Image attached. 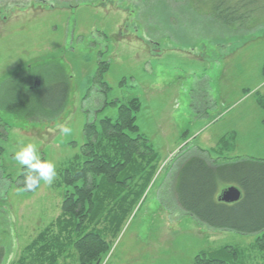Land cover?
Listing matches in <instances>:
<instances>
[{"label": "rangeland", "instance_id": "obj_1", "mask_svg": "<svg viewBox=\"0 0 264 264\" xmlns=\"http://www.w3.org/2000/svg\"><path fill=\"white\" fill-rule=\"evenodd\" d=\"M251 1L239 27L240 19L228 26L215 17L209 0H0L2 264L46 263L34 243L62 214L61 171L83 158L86 125L117 119L133 98L158 171L97 264H193L228 246L237 264H264L259 234L211 229L181 210L175 192L179 166L203 152L216 158L219 142L229 161H264V0ZM61 85L66 102L47 115L40 102ZM27 142L58 173L36 191H25L14 160ZM56 264L80 263L70 249Z\"/></svg>", "mask_w": 264, "mask_h": 264}, {"label": "trees", "instance_id": "obj_2", "mask_svg": "<svg viewBox=\"0 0 264 264\" xmlns=\"http://www.w3.org/2000/svg\"><path fill=\"white\" fill-rule=\"evenodd\" d=\"M209 3H212L213 15L225 25L233 26L237 18L241 22L239 27H246L243 20L252 12L248 8L251 0H209ZM103 74L100 70L96 80ZM66 99L67 88L61 85L52 89L48 101L44 99L40 106L47 115L56 114ZM140 109V99L133 98L119 106L117 119L103 118L98 124L86 125L83 158L76 157L63 168L55 185L65 196L62 214L34 243L41 244L40 258H46L45 264H56L70 249L76 251L80 264L101 261L110 249L107 236L118 234L128 206L141 199L157 174L159 155L139 133ZM217 147L216 158L203 152L204 155L193 156L177 169L178 206L211 229L241 235L259 234L264 239V161H229L227 142H219ZM128 183H133L136 190L128 191ZM221 185L237 187L241 199L233 204L221 202L218 199ZM54 228L58 231L54 232ZM261 241L262 246L264 240ZM228 248L203 251L193 264H237V256ZM3 258V249H0V264Z\"/></svg>", "mask_w": 264, "mask_h": 264}, {"label": "clouds", "instance_id": "obj_3", "mask_svg": "<svg viewBox=\"0 0 264 264\" xmlns=\"http://www.w3.org/2000/svg\"><path fill=\"white\" fill-rule=\"evenodd\" d=\"M60 132L62 135H70L73 131L71 126L60 125ZM14 160L24 167V188L25 191H36L41 182L51 185L57 177V168L55 163L50 160L41 158L39 148L35 143L27 142L15 151ZM14 258L9 256V262Z\"/></svg>", "mask_w": 264, "mask_h": 264}, {"label": "water", "instance_id": "obj_4", "mask_svg": "<svg viewBox=\"0 0 264 264\" xmlns=\"http://www.w3.org/2000/svg\"><path fill=\"white\" fill-rule=\"evenodd\" d=\"M240 199H241V191L235 186H231V187L225 189L219 197V200L221 202H224L227 204L236 203Z\"/></svg>", "mask_w": 264, "mask_h": 264}]
</instances>
